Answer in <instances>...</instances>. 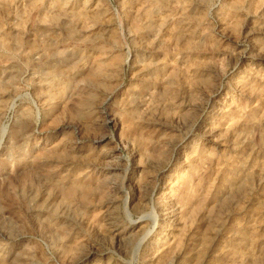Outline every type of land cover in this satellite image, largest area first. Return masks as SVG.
<instances>
[{
    "label": "rangeland",
    "instance_id": "374dc122",
    "mask_svg": "<svg viewBox=\"0 0 264 264\" xmlns=\"http://www.w3.org/2000/svg\"><path fill=\"white\" fill-rule=\"evenodd\" d=\"M89 252L264 264V0H0V264Z\"/></svg>",
    "mask_w": 264,
    "mask_h": 264
},
{
    "label": "bare ground",
    "instance_id": "6f19581e",
    "mask_svg": "<svg viewBox=\"0 0 264 264\" xmlns=\"http://www.w3.org/2000/svg\"><path fill=\"white\" fill-rule=\"evenodd\" d=\"M106 137V135H103L100 140L104 139ZM130 156V155H129ZM133 157V154L131 155ZM131 157V158H132ZM130 158V157H129ZM130 160V159H128ZM128 160H127V163H128ZM128 164H130V167H135V162L133 161V159H131V162H129ZM111 225L114 224L113 222L110 223ZM116 226V225H115ZM115 226H112V228L114 227L115 229ZM110 228V227H109ZM91 253H84L83 255H81L80 257H78L76 259V261L73 263V264H85V262H87V260L91 257ZM89 261V260H88Z\"/></svg>",
    "mask_w": 264,
    "mask_h": 264
}]
</instances>
